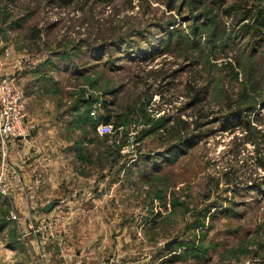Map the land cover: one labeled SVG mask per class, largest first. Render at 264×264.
Instances as JSON below:
<instances>
[{
	"label": "rangeland",
	"instance_id": "1",
	"mask_svg": "<svg viewBox=\"0 0 264 264\" xmlns=\"http://www.w3.org/2000/svg\"><path fill=\"white\" fill-rule=\"evenodd\" d=\"M166 1L0 0V63L29 72L48 121L11 149L4 184L32 201L17 214L81 216L64 225L108 264H264V29L243 33L264 0H207L194 22ZM10 211L0 196V239Z\"/></svg>",
	"mask_w": 264,
	"mask_h": 264
},
{
	"label": "crops",
	"instance_id": "2",
	"mask_svg": "<svg viewBox=\"0 0 264 264\" xmlns=\"http://www.w3.org/2000/svg\"><path fill=\"white\" fill-rule=\"evenodd\" d=\"M11 68V69H10ZM4 67L0 63V76H8L14 77L13 81L16 84V86L21 89L24 93L25 101H26V114H27V121L32 126V128L38 127V124L47 123L46 120H37L34 119L33 114L37 112V108H33V106H36V94L34 90H32L33 81L29 79V72L27 71H21L17 69V72L21 71L19 74H14L13 72L16 71L15 66L12 67ZM9 73V74H8ZM13 74V75H12ZM33 111L32 114L29 115V111ZM35 115H37L35 113ZM45 123V124H46ZM34 124V126L32 125ZM57 123H52L51 126L54 128L56 127ZM54 138V137H53ZM33 139L28 136L26 138V142H29ZM74 166H76V169H74V173L72 174L79 179L85 180L83 177L85 172L87 171V164L82 160V158L77 155L74 158ZM85 168V169H84ZM84 169V170H80ZM53 170H55V167H53ZM57 171H61V169H57ZM82 172V173H79ZM56 175V173H55ZM83 186V185H81ZM81 186H78L79 188L77 191L82 192ZM12 185L9 186V189H12ZM16 188H20L15 186L14 191H16ZM54 190L56 189V183L54 184ZM73 188V187H72ZM19 190V189H18ZM22 191V189H21ZM30 200H24L19 196L15 202L16 207L23 206L26 203H31ZM55 202V201H49ZM47 203V204H48ZM58 203V202H57ZM59 204V203H58ZM57 204V205H58ZM70 207L75 206L74 202H68ZM56 207V206H55ZM54 207V208H55ZM53 210V209H52ZM51 210V211H52ZM20 215V214H19ZM75 216L72 215H66V223L70 222L72 219H81V216ZM53 216V215H52ZM20 217H23L20 215ZM25 219H28L27 216H24ZM55 217V216H53ZM85 217V216H84ZM7 226H5V230L3 231L2 235L3 238L0 239V264H36L32 256L29 254L27 248L24 246V244L19 240V237L17 236V230H11L14 229V224L9 222L8 219L6 220ZM63 224V233L59 235L55 240L44 243L42 245L41 250L39 251V256H41V259L43 258V261L45 264H108L109 262L102 259L100 252V246L93 245L91 248H87L86 245V238H84L83 233L79 231H73V227L69 228L66 227ZM25 227V225H23ZM73 226V225H72ZM27 231V239L31 241L33 244L36 243L34 241V236L30 233V231ZM87 248V249H86ZM101 257V258H100ZM112 264H129L128 262H121L119 261V258L116 259V261H112Z\"/></svg>",
	"mask_w": 264,
	"mask_h": 264
},
{
	"label": "built area",
	"instance_id": "3",
	"mask_svg": "<svg viewBox=\"0 0 264 264\" xmlns=\"http://www.w3.org/2000/svg\"><path fill=\"white\" fill-rule=\"evenodd\" d=\"M32 126L27 121L26 101L23 91L14 83L13 79L0 80V196L10 205L8 221L15 225L19 240L27 248L36 264H45L39 256V251L44 243L55 240L63 233V222L57 217H44V214L33 213L20 217L15 211L16 205L8 193L9 186L4 184V161L9 157L11 149L16 143L26 141ZM110 125L100 124L97 127L99 135L109 134ZM44 213V212H43ZM50 213V212H49ZM66 221V218H65ZM25 225V227L23 226ZM34 236L32 243L27 239V231Z\"/></svg>",
	"mask_w": 264,
	"mask_h": 264
},
{
	"label": "trees",
	"instance_id": "4",
	"mask_svg": "<svg viewBox=\"0 0 264 264\" xmlns=\"http://www.w3.org/2000/svg\"><path fill=\"white\" fill-rule=\"evenodd\" d=\"M73 0H62V2H64V3H70V2H72ZM208 1H210V0H208ZM214 1V0H213ZM174 2H176V0H167L166 1V5L168 6V7H171L173 4H174ZM204 2H207V0H182V4H183V6L184 7H188L189 8V12H190V14L192 15L190 18V20H192L193 22L194 21H196V18L195 17H193V10L195 9V7L196 6H199V5H201V4H203ZM222 4H224L223 3V1H221V5ZM234 7H236V6H234ZM237 8V7H236ZM202 18V17H201ZM189 21V20H188ZM187 21V22H188ZM254 25V26H253ZM253 27L252 26H250V27H244V29H243V33L245 34V35H249L250 37L252 36V34L254 33L255 35H257V34H259L260 32H262V30L264 29V8H262V9H260V11H259V13H258V16L257 17H255V19H254V23H253ZM198 28L199 27H195L194 26V23H193V27H192V30H191V32H192V35L193 36H195V32L196 31H198ZM195 30V31H194ZM252 33V34H251ZM197 94V93H196ZM198 94H199V92H198ZM194 96H196V95H194ZM201 101V100H200ZM199 101V102H200ZM109 123V121L108 120H104L103 121V124H108ZM183 126H185L186 124L185 123H183L182 121L180 122ZM157 126H154V127H152V129H150L149 131H147L146 133H145V135L144 136H147V135H149V134H153L154 132H155V130H157ZM181 131H179V130H177V131H171V133H173L175 136L173 137L174 139H179L180 137H181V133H180ZM199 140H195V138L194 137H192L191 139H183L182 141H181V143L186 147V148H192L193 146H195V144L198 142ZM165 250V249H164ZM174 259H175V257H173ZM177 258V257H176Z\"/></svg>",
	"mask_w": 264,
	"mask_h": 264
},
{
	"label": "water",
	"instance_id": "5",
	"mask_svg": "<svg viewBox=\"0 0 264 264\" xmlns=\"http://www.w3.org/2000/svg\"><path fill=\"white\" fill-rule=\"evenodd\" d=\"M57 204H58L57 202L48 203L47 205H45L43 207V212L44 213H49L55 206H57ZM175 242H176V240L174 239V240H171V241L165 243L164 244L165 250H168L171 246H173L175 244Z\"/></svg>",
	"mask_w": 264,
	"mask_h": 264
}]
</instances>
